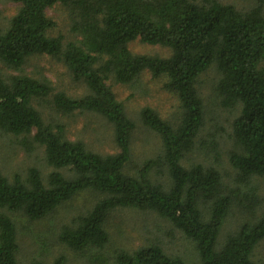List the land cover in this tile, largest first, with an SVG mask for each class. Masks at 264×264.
Masks as SVG:
<instances>
[{
    "label": "trees",
    "instance_id": "obj_1",
    "mask_svg": "<svg viewBox=\"0 0 264 264\" xmlns=\"http://www.w3.org/2000/svg\"><path fill=\"white\" fill-rule=\"evenodd\" d=\"M9 1L18 8L9 25L0 28V62L19 71L32 56L48 54L62 61L86 91L79 96L62 91L51 95L49 79L26 74L5 77L0 69V130L28 135L31 143L43 147L46 162L54 168L46 182L35 167L27 170L25 181L18 175L9 180L0 172V264H17V226L8 212L39 220L88 189L102 197L59 233L60 241L74 251L103 248L109 241L108 214L134 208L168 219L193 241L201 264H255L253 252L264 240V212L219 243L230 206L244 202L246 196L239 198L235 194L239 189H228L216 168L201 163L185 167L181 159L193 148L202 124L198 77L213 64L220 74L214 90L221 105L239 107L231 123L234 148L229 152L231 165L238 170L236 181L249 185L253 176H264V66H260L264 9L260 4L239 10L217 0ZM56 3L69 7L72 29L80 36L77 40L64 42L62 35L51 34L55 23L46 9ZM135 39L167 47L170 54H134L128 43ZM144 71L165 78L164 88L176 94L182 112L173 126L152 108L141 109V121L159 134L162 151L133 174L127 167L135 125L107 80L131 84ZM35 99L47 101L63 114L101 115L112 123L119 151L100 154L81 140L67 139L62 124L45 122L33 106ZM154 167L168 174V187L152 182L149 173ZM254 188L248 187L244 195L251 194V205L256 207L260 202ZM30 264L49 263L33 260ZM50 264L67 263L59 254ZM113 264L187 263L166 254L158 244H149L117 250Z\"/></svg>",
    "mask_w": 264,
    "mask_h": 264
},
{
    "label": "rangeland",
    "instance_id": "obj_2",
    "mask_svg": "<svg viewBox=\"0 0 264 264\" xmlns=\"http://www.w3.org/2000/svg\"><path fill=\"white\" fill-rule=\"evenodd\" d=\"M196 1L201 3V0ZM217 1L230 3L239 10L250 9L258 4L264 9V0ZM17 8L18 5L9 0H0V28L5 29L9 25V18L16 13ZM46 14L55 23L52 35H62L64 42L80 38L72 29V17L67 5L56 3L46 9ZM128 49L134 54L160 57L170 54L167 47L149 45L139 39L129 42ZM260 66H264V60ZM0 69L5 77L26 74L49 79L53 87L51 95L62 91L67 95L79 96L86 91V86L71 77L62 61L48 54L32 56L19 71L10 69L1 62ZM219 75L212 64L198 77L196 86L203 104L202 124L194 139L193 148L184 154L181 163L185 167L191 163H201L216 168L228 189L232 188L235 192L239 189L240 192L235 193L239 198L246 196L244 202L230 206L218 236L219 243H222L243 222L259 217L264 212V176H253L249 185L236 181L238 170L231 165L229 152L234 148L231 123L239 113V107L230 109L221 105L220 97L214 90ZM164 82V77L154 78L148 71L142 72L131 84L117 83L113 78L107 80L117 99L123 102L126 115L135 125L130 140L131 161L127 167L130 173H136V169L144 161L155 158L162 151L159 134L141 121V109L146 106L152 108L173 126L179 121L182 112L180 102L175 93L164 88ZM33 106L40 111L45 122L62 124L67 139L81 140L89 150L100 154H115L119 151L113 125L101 115L78 111L63 114L57 112L47 101L39 99L33 101ZM24 139L27 141L23 142ZM30 167L40 171L44 182L54 170L45 160L43 147L31 143L28 135L18 136L0 130L1 174L9 180L18 175L25 181ZM149 177L156 184L169 186L168 174L161 168H152ZM248 187H255L260 202L256 207L251 205V194L244 195L249 191ZM101 197L100 193L91 189L80 191L44 218L34 221L20 212H8L17 226V264H30L33 260L50 264L59 254L65 257L67 264H113L117 250L132 251L149 244H158L166 254L178 256L187 264H201L193 241L184 236L168 219L150 210H112L105 221L109 241L101 249L89 248L78 252L61 242L59 233L62 226L71 225L77 215L85 213ZM252 260L255 264H264V240L255 248Z\"/></svg>",
    "mask_w": 264,
    "mask_h": 264
}]
</instances>
